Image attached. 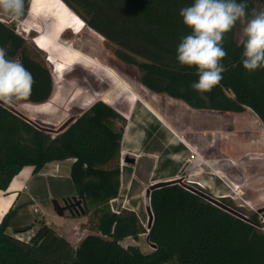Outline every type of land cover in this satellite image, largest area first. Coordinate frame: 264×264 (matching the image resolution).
I'll list each match as a JSON object with an SVG mask.
<instances>
[{"label":"trees","instance_id":"obj_1","mask_svg":"<svg viewBox=\"0 0 264 264\" xmlns=\"http://www.w3.org/2000/svg\"><path fill=\"white\" fill-rule=\"evenodd\" d=\"M29 1L24 0L21 18L28 13ZM61 1L117 47L115 57L138 70L140 84L147 90L194 111L243 114L250 110L264 126V69L249 73L243 68V45L236 39L239 22L225 37L222 81L211 92L198 93L191 87L198 79L196 68L176 60L181 38L190 32L179 12L193 0ZM247 2L249 12L256 8L254 0ZM0 47L35 77L30 97L16 102L42 107L50 101L54 84L46 64L32 57L24 39L2 22ZM107 96L100 98L105 103L93 104L55 137L0 105V191L6 192L25 167L38 174L48 164L72 161L75 196L95 232L74 247L41 224L26 242L16 236L27 233L36 221L28 204L15 206L0 223V264H264V233L257 228L256 213L243 221L182 184L172 182L151 192L154 221L149 231L132 210L112 213L109 203L121 189L119 156L125 119L109 105ZM143 234L156 246L152 253L121 245Z\"/></svg>","mask_w":264,"mask_h":264},{"label":"rangeland","instance_id":"obj_2","mask_svg":"<svg viewBox=\"0 0 264 264\" xmlns=\"http://www.w3.org/2000/svg\"><path fill=\"white\" fill-rule=\"evenodd\" d=\"M254 2L257 9L264 8V0ZM28 4L27 15L18 20L0 10V22L14 28L26 42L31 56L46 64L53 79V96L42 107L22 102L11 105L55 137L70 119L78 118L93 104L104 102L100 98L108 95L109 105L125 119L119 156L124 188L118 200L120 205L124 203L130 209H137L147 231L146 196L136 194H141V180L150 174L153 177L178 174L176 180L180 184L194 188L199 187L190 183L207 187L203 180H212L227 188L230 199L235 202L230 199L231 202H223L216 196L224 193L213 194L205 189L218 201L246 216L258 209L264 217V134L252 111L246 110L243 114L200 112L164 95H156L140 84L139 72L134 66L115 57L117 47L89 29L63 1L31 0ZM242 27L239 23L236 33L239 43L244 39ZM114 84L123 92L116 90ZM135 100L139 103L130 107ZM141 102L149 104L172 130ZM87 103L90 105L86 107ZM127 159H134L135 163H126ZM68 167L70 163L63 164L66 173ZM131 176L134 182L128 192L126 181ZM58 187L73 193L65 202L76 197L69 183L63 181ZM53 200L64 206L62 199L54 197ZM3 204L1 200L0 207ZM23 204L29 205L28 212L36 221L34 230L20 236L24 240L41 224L54 229L74 247L88 235L95 234L89 216H72L65 212L59 217L50 199L40 203L45 207V214L38 207H32V202L21 200L16 206ZM122 246L137 247L144 254L153 252L147 234L137 241L127 239Z\"/></svg>","mask_w":264,"mask_h":264},{"label":"clouds","instance_id":"obj_3","mask_svg":"<svg viewBox=\"0 0 264 264\" xmlns=\"http://www.w3.org/2000/svg\"><path fill=\"white\" fill-rule=\"evenodd\" d=\"M0 10L14 20L24 12V0H0ZM190 29L176 49L181 66L195 67L198 79L191 84L198 93L211 92L223 79L226 34L239 22L243 33L242 65L249 73L264 69V8H252L247 0H193L180 9ZM35 77L19 60L7 58L0 47V102L11 105L30 97Z\"/></svg>","mask_w":264,"mask_h":264},{"label":"crops","instance_id":"obj_4","mask_svg":"<svg viewBox=\"0 0 264 264\" xmlns=\"http://www.w3.org/2000/svg\"><path fill=\"white\" fill-rule=\"evenodd\" d=\"M138 103H139V101L135 100L131 103L130 107L133 108ZM141 103L148 110V112H150L154 117H156L159 121H161L169 129L172 130V128L169 126V124L166 122V120L162 116L158 115L155 112V110H153V108H151L149 106V104H146L145 102H141ZM255 117L257 118L258 122H260V126H261L260 131L264 134V126H263L262 122L259 120V118L256 115H255ZM65 163H70V166H71L72 161L48 164L38 174H34V169L32 167L23 168L21 170V172L12 180L8 190L6 192L0 191V201L2 200V202H4V204L0 207V223L4 217L3 215L5 213H7V211H9L11 208H14L19 203V201H21V200H23V202H25V203L26 202L34 203L32 205V207H35V208L38 207L39 209H41V212L44 214H45V212H44L45 207L40 203H42V202L44 203L45 200L50 199V200L54 201L53 198L56 197L58 200L62 199L65 202L67 197H69V195L73 194L71 192L68 193L67 191H64L58 187V185L59 184L61 185L63 181L66 183H69L71 186H73L72 182L70 180V168L68 167L67 173H66V170L65 171L63 170L64 169L63 164H65ZM218 174H219V172H218ZM122 175H123V173H122ZM177 176H178V174L173 175V176L172 175H165V176H161V177H153V175L150 174L147 178H145L144 180H141L143 190H142L140 195L136 194V196L137 197L138 196L142 197L144 195L146 196L147 190L152 185L175 181ZM263 179H264V177H263ZM133 182H134L133 176H131V178L126 181V188H127L128 192L132 188ZM203 182H205L207 184V187H204L207 191H210L213 194H215L217 192H222V193H224V195H218L216 197L223 200V202H231V201H229L230 197L228 195L229 192H228L227 188L224 189V188L220 187L217 183H215L212 180L207 181V179H204ZM54 185H56V188ZM123 188H124V181H123V177L121 176L120 193L122 192ZM236 190H234V191H236ZM120 193H119V196H120ZM119 196H118V198H119ZM230 200H232L233 203L235 202V201H233V199H230ZM125 207H126V209L132 210L134 212H136V210H137V209L132 208V207H131V209H130V207L129 208L127 206H125ZM32 230H34V228H32L30 231H32ZM21 235H23V234H21ZM21 235H17L16 237L23 240V241L28 242L29 239L34 235V233L31 236H29L26 240L22 239L20 237ZM128 239H131V238H128ZM122 243H121V245H122Z\"/></svg>","mask_w":264,"mask_h":264},{"label":"water","instance_id":"obj_5","mask_svg":"<svg viewBox=\"0 0 264 264\" xmlns=\"http://www.w3.org/2000/svg\"><path fill=\"white\" fill-rule=\"evenodd\" d=\"M31 1V0H30ZM29 1V2H30ZM84 25V24H83ZM83 25H80V27H83ZM65 41V40H64ZM65 43V42H64ZM0 105H2L4 108H6L7 110H9L10 112L14 113L15 115L24 118L25 120H27L28 122L32 123L33 125H35L37 128L43 130L45 132V129L41 128L39 125H37V123L27 119L23 114L17 112L15 110V108L12 105H6L3 104L2 102H0ZM77 118L74 119H70L67 123H65L63 125V127L59 130V132H57V134H60L61 132H63L70 124H72ZM126 163H130L133 164L135 163L134 159H127L125 161ZM172 182H176L179 183V180H175ZM172 182H167V183H159V184H155L152 185L146 193V205H147V213L149 215V222H148V231L151 229L152 225H153V221H154V217H153V213L151 211V207H150V194L153 190L158 189V188H162L165 185L172 183ZM184 187L192 192L197 194L198 196L202 197L204 200L208 201L209 203L217 206L218 208L230 213L231 215L243 220V221H248V219L241 213H239L238 211L233 210L232 208H230L229 206L221 203L220 201H218L215 197H213L212 195H210L209 193H207L205 190L200 189V188H194L192 186L189 185H184ZM65 206L61 207L60 204L57 201H53V208L55 213L59 216V217H63L65 212H69L72 216H83L85 215V211L83 209L82 206V202L80 200H78L76 197H74L71 201L69 202H64ZM148 240V237H147ZM151 247L153 248V250H156V246L155 245H151Z\"/></svg>","mask_w":264,"mask_h":264},{"label":"built area","instance_id":"obj_6","mask_svg":"<svg viewBox=\"0 0 264 264\" xmlns=\"http://www.w3.org/2000/svg\"><path fill=\"white\" fill-rule=\"evenodd\" d=\"M190 184L195 185V186H198L200 189L205 190V188L202 185H200V184H194V183H190ZM109 206H110V210L114 214H119L121 210L126 209V207H125L126 205L124 203H122L120 205V202H119L118 198L111 200L110 203H109ZM240 207L243 208L242 205ZM254 212L258 215L259 225L257 226V228L261 232L264 233V217H263L262 213L258 209H256ZM244 216L248 219V217L246 215H244Z\"/></svg>","mask_w":264,"mask_h":264},{"label":"flooded vegetation","instance_id":"obj_7","mask_svg":"<svg viewBox=\"0 0 264 264\" xmlns=\"http://www.w3.org/2000/svg\"><path fill=\"white\" fill-rule=\"evenodd\" d=\"M67 202H69V201H67ZM64 206H65V204H64Z\"/></svg>","mask_w":264,"mask_h":264},{"label":"bare ground","instance_id":"obj_8","mask_svg":"<svg viewBox=\"0 0 264 264\" xmlns=\"http://www.w3.org/2000/svg\"><path fill=\"white\" fill-rule=\"evenodd\" d=\"M207 144V143H206Z\"/></svg>","mask_w":264,"mask_h":264}]
</instances>
